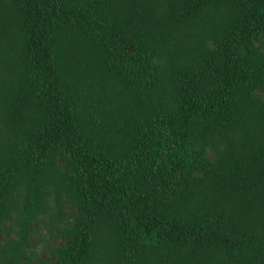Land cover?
Segmentation results:
<instances>
[{"label": "trees", "instance_id": "16d2710c", "mask_svg": "<svg viewBox=\"0 0 264 264\" xmlns=\"http://www.w3.org/2000/svg\"><path fill=\"white\" fill-rule=\"evenodd\" d=\"M0 264H264V0H0Z\"/></svg>", "mask_w": 264, "mask_h": 264}]
</instances>
